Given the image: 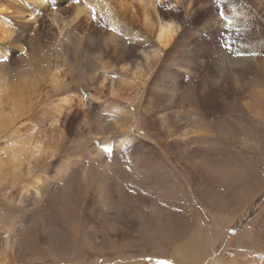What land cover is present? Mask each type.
Masks as SVG:
<instances>
[{
	"label": "bare ground",
	"instance_id": "bare-ground-1",
	"mask_svg": "<svg viewBox=\"0 0 264 264\" xmlns=\"http://www.w3.org/2000/svg\"><path fill=\"white\" fill-rule=\"evenodd\" d=\"M46 1L0 0L2 55L8 56L9 46L23 49V34L19 24L11 25L10 15L35 23ZM220 1L117 0L118 18L129 20V35L112 33L113 42L96 60L84 49L85 40L94 38L70 30L92 27V8L111 16L113 9L107 0H94L92 7L69 6L68 17L55 21L68 40L73 76L62 77L58 69L51 75L56 98L35 101V89L26 105L18 89L33 90L42 80H1L0 186L23 183L10 195V204L17 202L23 216L18 226L10 221L9 233L0 236V264L78 260L81 238L90 249L105 251L118 243L158 248L157 237H181L188 230L182 210L189 197L180 174L212 206L207 208L216 227L225 231L235 222L238 212L230 211L231 206L243 209L251 199L241 196L240 186L262 177L253 158L264 156V127L240 134L233 111L240 104L264 120V88L258 77L264 75V0H227L218 7ZM211 13L214 21L198 29ZM79 74L94 85L91 97L85 85L80 87ZM96 104L108 111L117 107L114 119L95 118ZM7 105L12 113L5 111ZM216 134L239 154H226ZM90 137L95 139L89 148L95 165L62 155L61 144L83 151ZM3 138H8L4 146ZM23 204L32 205L26 210ZM195 232L175 248L176 256L188 262H202L211 252L210 236ZM244 247L258 251L242 252ZM234 252L229 264H264V206L239 232ZM223 261L213 258L215 264Z\"/></svg>",
	"mask_w": 264,
	"mask_h": 264
},
{
	"label": "rangeland",
	"instance_id": "rangeland-1",
	"mask_svg": "<svg viewBox=\"0 0 264 264\" xmlns=\"http://www.w3.org/2000/svg\"><path fill=\"white\" fill-rule=\"evenodd\" d=\"M107 1L109 4L108 7L113 9V16L103 10L92 8L90 9V11L94 13L90 20L93 24L91 25L92 27L89 28L86 27V24H83L76 30H70V32H75L76 34L78 33L83 35L84 33H87L92 38H94L93 41H89V39L86 38L87 40H85L84 42V49L89 51L90 57L94 58V60H96L97 57L100 56L101 50L106 45H109L111 44V42H113V39L111 38L112 33H116L118 35L124 33L126 36L129 35L128 32H126V27L128 26L127 23L129 20H127L126 22H120L121 18H118L121 17V9L119 3L117 2V0ZM86 3L90 7H92L94 5V0H79V2H77V0H47L42 6L44 7V9L41 10L40 15L38 16V20L34 21L35 23L28 21L31 20V18H28L26 16L21 17V14L18 15L15 12L10 15L9 21L11 25L14 26L19 24V31L21 34H23V40L21 39V45L23 49L20 50L9 46V54L7 56L8 59H0V82L5 77L10 79V81H12L13 83H17L21 79L26 77L31 81H35L37 79L42 80L40 81L38 87H33V90H29V88L25 87L18 89L17 92L19 94V99L23 102V104L28 105L32 103V97L34 96L35 89H39L38 97L35 101H42V103H45L48 102L50 98H56V90L53 88L54 86L51 80V75L55 72L56 69L59 70V75H61L62 77L64 76L63 73H66V76L69 75V78L70 76H73L71 75V72H69L70 62L66 55L67 50L65 45L68 43V40L65 36V33L61 34L60 30H58L57 27H59V24H56L55 19L60 18V21H62L63 19L68 17L69 11L67 10V8L69 6H71L72 8H74V6L76 5L82 7V4ZM225 3H227V0H221L217 4V6H224ZM212 16V13L209 14L208 17L200 24L198 29L204 28V26L207 24H211L214 21V18ZM230 16L231 15H229L228 17L230 18ZM115 18L118 20V22L113 23V20ZM23 23L30 24V26L23 25ZM113 29H115V31H113ZM144 37L148 38L147 35ZM117 39L120 43L124 44L125 39H121L120 36H118ZM120 39L122 41H120ZM154 40H156V38H154ZM137 43L139 44V42ZM0 45L2 46L1 43ZM4 45L7 44L4 43ZM2 56L4 55L0 53V57ZM41 59L43 61H41ZM83 76L82 74H79V76L77 75L78 83L80 87L81 85H85L86 89L84 90V92L86 91V96L91 97L90 95L91 91L94 88V85L87 84V78ZM258 77L260 79L259 81L261 85L264 88V75L262 74ZM70 79L72 80V78ZM66 82H68L67 78ZM13 97L15 96L13 95ZM47 98H49L48 101H46ZM237 105L239 106L240 104ZM238 106H236L233 111V118L237 125H239V129L236 131L240 134L243 133L242 135L246 133L250 135L255 131L256 133H258V125L264 127L263 118L260 116L257 117V115L252 113L251 111ZM39 107H41V105H39L38 108ZM96 107H98V105ZM4 109L7 113H12V109L10 106L7 105L6 107H4ZM92 112V114L95 115V118L98 119H105L107 117L114 119L113 113H117V107L114 111H108L106 109H103V107H98ZM138 130V133H140L144 138H148L143 130H141V128H139ZM209 130L216 133V128L212 125H210ZM261 132L264 133V128L263 130H261ZM85 141V147L83 151H75V149H73L72 147H68L69 145L63 146V144H61L60 149L62 155L64 154L65 156L73 159L76 157V159H78V157L80 156V158L84 159V162L87 165H95L89 149L90 147H93L92 143H94L95 139L93 137H90L89 140H87L86 142ZM216 141H220L219 143H223L226 146V154L229 155V153L233 152L239 154L238 152H236L238 148L235 149L234 144H230L229 142L224 141L218 134H216ZM7 142L8 138H3L1 144L4 146ZM240 155L242 154L240 153ZM249 157H255V155H253V153H249ZM253 162L254 164L257 163L260 165V168L262 169V177H260V179H258L256 183L248 184L246 182L248 185L244 183L245 185L242 184L240 186V194H243H241V196L251 199L243 209L237 207H234L232 209L231 206L230 211H237L238 216L235 222L227 227L225 231L215 226L212 214L207 208V206L209 205L208 201L202 198L194 190V188L186 180L183 174H180L182 178L181 181H183L185 190L189 197L188 200H184L188 207L186 209L183 208L182 210L186 212V215L189 219V222L187 223L188 230L185 229L187 234H184L181 237L177 236L178 234H176L172 238V240L168 238L157 237V241L159 244L158 248H156L155 245L153 247L133 245L122 246L118 243V246L116 245L114 250L105 251L90 249L86 244H83L85 240L81 238L80 249L82 255L80 259L53 260L47 258L45 260L35 261L29 264H215L213 262V258L216 256H220L224 260L223 262L217 264H229V262L235 255L234 243L239 232L247 226L248 222L252 221L260 213L261 208L264 206V186L263 190L260 192V194H258V196L252 197L255 189L262 184L264 185V156L259 159L258 157L253 158ZM40 173H43V170H41ZM171 180L172 184H176L175 180ZM22 184L20 183L16 187H13L12 185L0 186V236L2 237H5L10 231L9 228H11V225L9 226V222H15V224L18 226V222H20V218L23 216L20 209L17 208V202H15L14 204H10V195L19 190ZM61 193H63V191ZM228 199L229 197L226 198V200ZM31 205L26 207V205L23 204L22 207L26 208L27 210V208H31ZM210 209L212 210V206ZM181 215L183 214L181 213ZM195 230V233L201 231L202 234H208L210 236L209 249L211 250V252L209 253L208 257L205 258L202 262H188L181 259L179 256H176L175 254L177 251L176 249H179V247L183 246L185 242H188L189 236L192 237V234ZM212 237L214 238V240L217 239L215 240L216 242L214 244V248H212ZM159 246L164 247V249H161V247L159 248ZM201 247H203L202 243L198 248ZM251 250L258 251V249L252 247H244L242 249V252H250ZM260 251L261 253H263V250ZM256 254L260 253L257 252Z\"/></svg>",
	"mask_w": 264,
	"mask_h": 264
},
{
	"label": "snow or ice",
	"instance_id": "snow-or-ice-1",
	"mask_svg": "<svg viewBox=\"0 0 264 264\" xmlns=\"http://www.w3.org/2000/svg\"><path fill=\"white\" fill-rule=\"evenodd\" d=\"M77 2H79V0H77ZM218 15H219V17H220L221 20H222L223 17H224V13H223V12H219ZM113 31H115V29H113ZM225 51H227V49H225ZM236 55H237V56H243L244 53H243V52H237ZM252 55H255V53H252ZM0 59L7 60L8 57H7V56H2V57H0Z\"/></svg>",
	"mask_w": 264,
	"mask_h": 264
}]
</instances>
